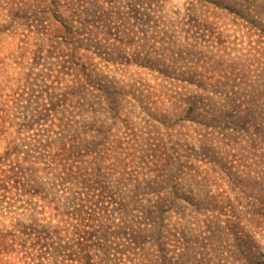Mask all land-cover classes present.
<instances>
[{
    "label": "rangeland",
    "instance_id": "1",
    "mask_svg": "<svg viewBox=\"0 0 264 264\" xmlns=\"http://www.w3.org/2000/svg\"><path fill=\"white\" fill-rule=\"evenodd\" d=\"M0 264H264V0H0Z\"/></svg>",
    "mask_w": 264,
    "mask_h": 264
}]
</instances>
